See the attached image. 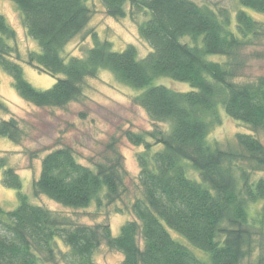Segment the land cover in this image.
Instances as JSON below:
<instances>
[{
  "label": "trees",
  "instance_id": "1",
  "mask_svg": "<svg viewBox=\"0 0 264 264\" xmlns=\"http://www.w3.org/2000/svg\"><path fill=\"white\" fill-rule=\"evenodd\" d=\"M12 1L39 46L28 53L27 63L50 75L63 74L47 89L30 83L17 61L16 30L0 13V66L24 99L39 107H64L82 95L87 78L109 70L120 82L144 89L134 102L153 121L170 123V129L126 132L132 144L144 146L137 153L144 197L133 202L135 218L118 235L109 223H75L34 203L0 152L2 182L18 190L19 200L11 210L0 205V264H99L96 253L103 244L122 252V264H242L254 253L252 264H264V175L256 176L264 172V143L251 132L236 133L235 148L209 140L222 108L252 131L264 130V76L235 80L244 64L243 50L264 40V21L251 13L264 14V0H239L235 23L229 10L195 0H102L112 17L127 16L128 5L146 11L139 32L152 50L140 58L135 45L117 51L94 34L85 55L68 60L66 45L92 18L87 0ZM159 77L188 82L193 89L153 84ZM0 108L7 109L1 100ZM24 135L15 117L0 120V138L19 143ZM187 165L199 179L188 175ZM126 175L119 151L93 168L81 163L71 146H62L43 156L33 194L85 208L101 204L104 192L113 203L125 190Z\"/></svg>",
  "mask_w": 264,
  "mask_h": 264
},
{
  "label": "rangeland",
  "instance_id": "2",
  "mask_svg": "<svg viewBox=\"0 0 264 264\" xmlns=\"http://www.w3.org/2000/svg\"><path fill=\"white\" fill-rule=\"evenodd\" d=\"M208 4L215 9H226L232 13L235 23V12L242 7L239 0H195ZM92 9V18L86 28L75 36L65 47L63 55L68 60L71 56H84L87 49L94 44V34L102 40H109L113 49L124 50L133 44L140 58H144L152 46L140 35L139 25L149 14L143 10L127 6L125 17H112L106 13L102 0H87ZM0 13L16 30L17 39L14 46L20 51V60L26 79L35 87L47 89L53 86L63 74L50 75L27 63L28 53L39 50L37 42L32 39L26 29L21 12L12 0H0ZM255 18L264 21V14L251 11ZM12 43V42H11ZM14 58H18L14 55ZM213 60H224L222 56L211 55ZM244 64L236 77L237 82L255 81L264 76V40L243 50ZM153 84H163L178 91H189L193 87L188 82L177 81L169 77L156 78ZM144 89L133 88L120 82L109 70H101L97 76L86 79L83 93L76 100L64 107H39L24 99L14 88L12 77L0 66V100L7 109L0 108V120L15 117L25 130L21 142L15 143L8 138H0V152L8 157V163L14 167L22 178L23 191L31 196V200L50 210L72 219L75 223L97 224L109 223L113 235H118L121 226L135 218L132 204L137 198L144 197L143 189L138 180L139 165L137 153L144 146L132 144L126 136L128 130L134 132H150L154 130L169 131L170 123L155 122L147 111L134 102V96ZM221 122L216 124L209 140L221 148L237 147L235 135L238 132L253 133L264 143V130L252 131L245 123L235 120L220 109ZM150 141L154 139L149 138ZM71 146L78 160L93 168L97 163L106 161L107 157L119 151L124 158L127 175L121 197L108 203L102 193V203L93 202L85 208L64 206L45 195L33 194V180L41 171L43 156L58 147ZM156 146L155 149L161 148ZM188 166V175L199 179V174ZM264 175L257 171L256 176ZM18 190L7 187L2 182L0 169V205L6 210L18 206ZM173 236L182 243L187 240L176 231ZM60 246L65 245L59 240ZM189 244V243H188ZM197 249V248H195ZM197 252L205 256L197 249ZM257 253L247 257L242 264L255 261ZM99 264H122L121 251L111 249L103 244L96 253ZM59 264H64L60 262Z\"/></svg>",
  "mask_w": 264,
  "mask_h": 264
}]
</instances>
